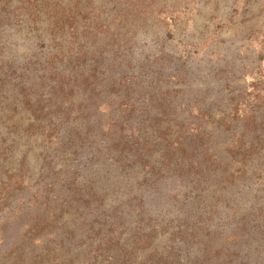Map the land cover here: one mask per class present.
Segmentation results:
<instances>
[{
  "label": "rangeland",
  "instance_id": "1",
  "mask_svg": "<svg viewBox=\"0 0 264 264\" xmlns=\"http://www.w3.org/2000/svg\"><path fill=\"white\" fill-rule=\"evenodd\" d=\"M231 72L246 76L231 83ZM227 82L233 99L247 90L242 104L231 102L229 109L235 105L246 118L264 116V0H0V264L61 263L53 245L60 233L55 217L77 206L76 187L85 192L91 174L84 186L70 181L88 172L85 165L105 147V136L120 135L124 126L116 118L127 109L121 105H130L139 92L151 101L149 117L136 123H153L154 135L161 131L155 125L167 127L166 158L178 170L173 177L187 181L150 200L156 212L139 215L141 224L167 230L174 254L200 255V184L194 191L185 185L200 181V169L191 162L200 161L198 128L209 103L214 119L223 117L217 93ZM56 111V117L49 114ZM161 111L170 113L169 122L159 120L166 118ZM54 124L70 131L62 149ZM95 160L92 173L102 182L105 165ZM140 174L130 180L139 198L152 188V180ZM118 175L108 183H120ZM139 198L132 207L144 212L148 206ZM73 219H66L67 234L75 229ZM73 233L75 238L65 234L66 250L79 244L81 236ZM143 252L141 260L152 251ZM129 255L136 256L120 259ZM114 258L103 255L94 264Z\"/></svg>",
  "mask_w": 264,
  "mask_h": 264
},
{
  "label": "trees",
  "instance_id": "2",
  "mask_svg": "<svg viewBox=\"0 0 264 264\" xmlns=\"http://www.w3.org/2000/svg\"><path fill=\"white\" fill-rule=\"evenodd\" d=\"M70 43L71 41L68 45ZM52 58L58 57L54 55ZM230 75L233 76L231 83L246 76L244 73L234 76L232 72ZM184 84L180 82V85ZM164 85L170 86V89L179 87L178 83ZM229 86L228 82L225 83L221 86L223 89L217 93L220 106L225 107V111H221L223 117L220 120H215L212 115V103H209V109L204 108L206 111L202 116L205 114L207 119L200 123L198 128L200 161L191 160L192 165L200 169V181L195 182L192 179L185 185L186 189L194 191L200 184V241L197 240L200 255L187 259L184 254H174L172 239L165 236L167 230L149 229L147 225L141 224L139 215L156 212V207L149 206L150 200H159L164 196L165 187L187 181H183L185 179L179 174L178 182L176 177H173L172 171L178 170L174 169L177 164L166 158L167 154L170 156L168 135L162 131L167 127L162 126V123L155 125V128L161 131L154 135L156 131L153 129V123H136L138 119L149 117L147 106L151 101L145 97L146 93L139 92L140 86H137L135 89L139 93L133 98V102L130 105L123 102L121 105L122 108H131L130 112L125 108L126 112L116 118L121 121L119 125L124 126V129L119 131L120 135L113 139L109 135L105 136V147L102 151L97 149L98 152L92 155L90 166L83 167L88 169V172L70 181V185L73 182L84 186L86 176L88 178L91 174V180H87L85 184V192L80 193L79 187H76V194L79 196L76 199L77 206L60 210L56 219L54 218L56 223L58 222L60 233L57 232L59 235L53 245L61 252L60 264H67L64 257L70 260L73 258L75 264H86L90 258V264H94V261L103 255L115 257L108 264H264V170L259 175L256 173V170L261 171L264 166V116L257 114L251 119L240 115L239 110H235V105L239 107L242 104L241 100H244L247 90L240 92L233 99L231 95L234 90L229 91ZM167 93L170 94L169 91ZM173 99H176V95ZM91 100L93 98H89V101ZM231 102L235 105L229 109ZM197 104L200 108V102ZM203 105L206 107L207 103L203 102ZM58 112L60 111L49 114L56 117ZM169 114H163L161 111L160 115L166 118L159 120H164L163 124L169 122ZM135 123L138 127H134ZM52 128L60 143L59 148L62 149L69 138V128L56 124ZM95 158V163L105 165L101 169L104 172L102 182L92 173L94 171L91 161ZM180 161L183 163L184 159L181 158ZM80 167L81 165H78L76 168ZM66 168L61 167L54 172L58 174L67 170ZM116 171H119L118 178L121 182L108 183ZM140 173L144 174V180L147 176L152 180V188L146 189L150 191L140 196L148 206L144 212L132 207L139 195L130 180L135 181ZM194 179L196 180L197 176H194ZM122 180L125 182L124 190L121 187ZM123 195L126 196L123 198ZM177 195L182 197L181 194ZM70 215L75 217L72 224L78 232L77 236H81L79 244L72 251L64 249L66 236L75 238L74 230L71 229L67 234L70 226H67L69 223L66 219ZM214 220L217 224L211 223ZM148 249L152 252L145 256V260H141L140 255ZM159 251L161 253L157 254ZM130 253L136 256L129 255L124 260L120 259L122 254ZM150 255H160V258L151 260ZM30 258H33V255Z\"/></svg>",
  "mask_w": 264,
  "mask_h": 264
}]
</instances>
